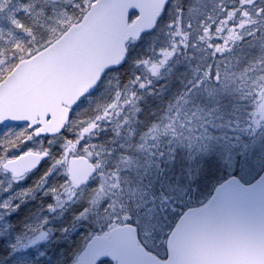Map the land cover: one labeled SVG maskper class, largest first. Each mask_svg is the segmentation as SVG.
I'll use <instances>...</instances> for the list:
<instances>
[{
	"label": "snow or ice",
	"instance_id": "1",
	"mask_svg": "<svg viewBox=\"0 0 264 264\" xmlns=\"http://www.w3.org/2000/svg\"><path fill=\"white\" fill-rule=\"evenodd\" d=\"M0 14H6V20L0 23V39L6 31L9 36L15 32L34 40V26L46 15V8L42 0H0ZM135 14V11L130 13ZM162 23L170 40L167 47L160 49L158 60L142 62L146 71L152 77L160 78L165 67L181 52L189 61L188 70L181 71L177 88L165 101L160 117L152 113L147 122L138 119L140 128L133 127L129 116L123 114L124 105L134 109L133 115L141 112L136 107L139 99L136 92L125 97L123 104L119 103L120 94L117 93L116 101L104 107L97 120L103 122L114 115L116 123L111 130L103 128L101 135L96 137L97 141L108 138L107 143L111 145L97 153V156L102 154L106 157L103 167L94 157L91 176L84 181L73 180L67 172L61 171L60 156L51 158V153H62L64 148L61 144H51L48 135L43 136V141L50 146L43 149L42 158L27 172H18L9 168L8 164V160L20 158L25 151H34L27 147V142L26 150L18 151L15 156L11 151H5L7 159L0 160V167L8 169L13 182L25 179L34 170H43V175L26 190L24 196L41 192L42 197H46L41 207L48 213H56L61 206H75L70 242L58 244L55 256L50 260L36 259L31 264H72L77 252L75 239L80 234L78 230L89 227L88 216L93 207L97 215L104 213L108 218V224L97 231L107 230L113 222H119L133 225L139 237L141 223L152 222L159 224L162 232L163 222L170 213L176 212L177 201L165 195V191L158 194L154 191L152 175L159 168L161 158L172 157L177 148L184 149L190 159L207 154L208 159L202 162L201 167L209 174L217 167L231 166L236 169L242 163L249 169L264 168V135H261L264 133V127H261L264 124V0H176L175 3L173 0H157L155 24ZM9 43L14 61L18 62L14 63L13 70L26 63V57L30 60L51 47V41L39 47H27L21 40ZM193 51L203 56L194 57ZM193 59L198 60L195 66L191 64ZM176 63L180 65L181 61L176 60ZM3 64L4 61L0 60V65ZM6 71L7 68H0V79ZM168 72L171 73L172 69L169 68ZM132 83L138 84L141 91L147 90L149 96H163L167 89L166 85H161L158 90H153V80L140 74ZM210 87L214 93L208 92ZM234 88L238 91L233 92ZM78 106L74 105L73 110ZM108 123L112 124V121L108 120ZM97 126L94 123L84 132H92ZM221 128L231 132L230 136L223 138L227 150L220 147L211 151L210 145L219 143L215 130ZM122 131L127 133L125 140L128 143L120 139ZM85 146L86 141L81 139L79 147ZM261 182H264V173L254 185L247 187L236 176H230L216 189V193L219 196L232 184L238 185L242 192H249ZM192 191L195 193L196 189ZM86 193L90 198L85 199ZM12 208L13 204L9 201L0 203V210ZM15 208H19V204ZM186 211L187 208H183L176 213L175 225L169 227L166 238L162 237L159 245L165 248L164 256L153 253L158 259L168 260L169 253L163 241L170 237ZM48 224L47 216L36 224L23 225L19 215L0 216V229L9 235L17 233L9 245L11 254L45 241L50 230ZM60 231L68 233V225ZM21 236L28 237L27 244L19 243ZM91 240L89 236L84 244ZM84 251V247L79 248V252ZM91 255L94 257L95 252ZM95 264H113V261L108 255H102L95 260Z\"/></svg>",
	"mask_w": 264,
	"mask_h": 264
},
{
	"label": "water",
	"instance_id": "2",
	"mask_svg": "<svg viewBox=\"0 0 264 264\" xmlns=\"http://www.w3.org/2000/svg\"><path fill=\"white\" fill-rule=\"evenodd\" d=\"M133 11L137 16L131 21ZM156 16L157 0H96L50 48L26 58L0 82V124L39 126L38 135L62 133L73 106L93 93L109 70L124 64L127 44L153 30ZM42 155L23 154L8 160L9 168L27 172ZM93 170L84 156L69 159L73 180L84 181ZM236 178L247 187L260 176L251 184ZM226 180L177 222L167 239L166 262L140 245L136 228L126 224L92 236L72 264H95L102 255L115 264H264V182L249 192L232 184L217 196L216 189Z\"/></svg>",
	"mask_w": 264,
	"mask_h": 264
},
{
	"label": "trees",
	"instance_id": "3",
	"mask_svg": "<svg viewBox=\"0 0 264 264\" xmlns=\"http://www.w3.org/2000/svg\"><path fill=\"white\" fill-rule=\"evenodd\" d=\"M42 3H44L46 8V15L41 17L34 26V40H32L31 37H27L15 32L11 36H9L6 31L3 33V39H0V60H3L4 64L0 65V68H7V71L3 73L2 79L13 68L14 63H17L14 61L13 50L11 49L9 43L10 41L21 40L27 47H39L46 41L52 42L58 36H60L71 23L66 22L64 18L65 13H68L71 16L72 22H75L82 17L86 10V8H84L82 5V0H46V3L45 0H42ZM74 5H79V7H75ZM5 20L6 14H0V23H3ZM148 37L150 38L148 49H146L144 53L141 54V56L128 59V61L119 69L116 77L112 78V80L109 82L110 84H106L108 79L106 78L103 84L94 94L84 98L81 101L80 105L74 112L70 127L60 137L64 150L66 149L65 146L67 144L77 140L80 141L81 139L86 141V145H91L93 147L95 144L96 147L93 148L97 152H101L102 148L106 150L111 147V145L107 143L108 138L97 141L96 137L101 135L103 128L105 127H108L111 130L113 125L116 123V118L114 115L109 116L103 122H101L97 120V117L103 113L105 106L116 101L117 93L120 94V104H123L124 98L129 96L132 92H136L137 96L139 97L136 107L141 109V112L133 115L134 109L128 105H124L125 111L123 114L129 116L133 127L140 128L141 125L137 122L138 119H142L144 122H147L151 118L152 113H155L156 117H160V110L164 107L165 101L170 99L173 94V90L177 88L181 71H183V68L184 71L188 70L189 61L184 58V53L181 52L176 57V59L171 61L165 67V69L161 72L160 78L152 77L151 74L146 71V68L142 62L158 60V53L161 48L168 46L170 36L167 28L162 23L155 31L149 33ZM29 41H31V43H29ZM129 52H131V48L129 49ZM192 55L194 57L203 56L202 53H199V55L192 53ZM176 60L181 61L180 65H177ZM197 63V59H193L191 61L193 66H195ZM185 64L186 66H183ZM169 68L172 69L171 73L168 72ZM137 74H140L146 79H152L153 90H158L161 85H166L167 89L163 96H149L147 90H139L138 84L132 83ZM2 79H0V81ZM108 120H111L112 124H109ZM94 123L98 125L96 129L92 132L85 133L84 129L90 127ZM15 129V127L5 128L0 126V149L3 150V154L5 151L14 152L16 151L15 149H19V151L26 150L24 148L25 142L28 143L27 147L30 148L37 142L32 141L35 139V137L32 132L26 129L24 130L23 135L24 139H27V141H24L22 138L17 136H13L11 132L15 131ZM214 134L218 138L219 143L213 142L210 145V150L216 151L220 147H223L225 150H227V144L224 142L223 138L231 135L230 130L227 128H221L215 130ZM126 135L127 133L122 131L120 139L125 140ZM249 135H251V133H249ZM52 139L53 138H51V140ZM125 142L127 141L125 140ZM12 154L15 156L17 152ZM55 157L56 156L54 154H51V158L54 159ZM4 158L7 159L5 155ZM96 159L101 165V162H105L106 157L101 154ZM206 159H208L207 154H201L195 159H190L188 153L184 149L177 148L176 153L172 157H168L166 159L161 158V160L158 162L159 168L156 169L152 175L153 189L157 194L160 191H165V195H169L175 198L177 201L176 212L170 213L167 219L171 217L175 218L177 217L176 213H179L183 208L198 205L207 199L215 185L218 183V176L221 172H223L224 176L234 172L241 177L243 175V163L240 167L233 169V172L226 170L227 167H217L209 174L201 167L202 162ZM64 161L65 160L63 159L61 164H63ZM38 175H43L42 169L38 171ZM40 176L32 183L28 181L25 182L27 183L25 187L22 186V184H13L8 193L1 192L0 203L9 201L13 204V208L9 210H0V216L11 217L19 215L21 225L29 223L36 224L41 220V218L47 216L49 221H57V227H53L54 232L58 235L59 239H63L68 243L71 240V233L73 232L71 217L75 212V206H61L57 213L53 214L45 212V210L42 209V200L46 199V197H42L41 192L37 191L24 196L26 190L33 187L35 182L39 180ZM193 188L196 189L195 193L192 191ZM16 204H19V208H15ZM56 218H58V220H56ZM167 219L164 221V224L166 223V226H170L174 219L169 222H167ZM152 224L153 230L156 231V235H153L154 240L159 241L164 236V233L159 235L160 225L154 223ZM67 225L69 232L61 233L60 229ZM88 225L89 227L87 230H78L80 234L75 239L77 252L83 244L85 237L97 232L95 229V225H97L96 209L94 207L89 213ZM145 230H147V228ZM147 233H149V231H147ZM16 235L17 233H12L9 235L3 229H0V257L7 262L13 260V254H11L9 245L13 242ZM22 237L23 236H21V238ZM55 252L56 250L54 251L53 244L47 251L48 256L45 255L41 260H50L55 256ZM16 254L24 256L28 259L31 251L17 252ZM16 264L24 263L16 261Z\"/></svg>",
	"mask_w": 264,
	"mask_h": 264
},
{
	"label": "rangeland",
	"instance_id": "4",
	"mask_svg": "<svg viewBox=\"0 0 264 264\" xmlns=\"http://www.w3.org/2000/svg\"><path fill=\"white\" fill-rule=\"evenodd\" d=\"M95 0H82V5L84 8H88V6L93 3ZM207 2V0H206ZM64 18L66 20L67 23H72V20H71V16L68 14V13H65L64 14ZM149 41H150V38L148 36H144L143 38H141L140 40L137 41V43L133 44L131 46V52H130V55H129V58H133V57H138V56H141V54L144 53V51L146 49H148V46H149ZM233 63L235 64V60H233ZM116 73H111L107 76V83L106 84H110L109 82L112 80V78H115L116 76ZM233 92H237L238 89H232ZM242 109V108H241ZM26 126H21V127H17L15 129V131H12L11 133L13 134V136H17L19 138H22L24 141H27V139L25 140L24 139V130H25ZM18 130V131H17ZM261 135H264V133H261ZM32 140V139H30ZM39 139H33L32 141L33 142H36L38 141ZM122 140V139H121ZM51 141V144L55 145V144H61V138H55L52 142ZM128 143V142H127ZM50 145L49 143L47 142H44L43 139H40L38 142H36L34 144V146L31 147V149H34V151H38V152H41L43 151L44 148H48ZM65 150L62 152V153H55L53 152L52 154H54L56 157L57 155L60 156L61 158V161L63 159H65V161L67 160V158L69 156H72V155H87L89 157H95V158H98L97 156V153H100V152H97L94 150V148L91 146V145H86L84 148H80L79 147V141H75V142H72V143H69L65 146ZM16 151L14 152H18L19 149H15ZM12 152V153H14ZM72 153V155H69V153ZM55 157V158H56ZM92 158V159H93ZM0 160H5L4 158V154H3V150L0 149ZM104 163L101 162V166H103ZM62 166L63 164L60 165V168H61V171L63 172L62 170ZM226 170L228 171H232L233 168L231 166H227ZM262 170V168L260 167H255V168H251L249 169L246 165H243L242 166V177H243V180L246 181V180H249L251 181L252 178H254L255 176L258 175V173ZM219 173V172H218ZM40 175H38V173H35V174H32L31 176L23 179V180H20L18 182H13L8 175L7 173H5L2 168L0 167V193L1 192H9L10 189H11V186L13 184H22V186H26L27 183L25 182H34ZM222 177H224V174L223 172L220 173V175L218 176V180L219 181ZM25 183V184H24ZM89 196L88 194L86 193L85 194V199H88ZM75 210V208H74ZM46 211V210H45ZM58 211V210H57ZM47 212V211H46ZM57 213V212H56ZM56 213H53V214H56ZM73 214V213H72ZM96 218H97V225H95V229H103L104 228V225L105 224H108V218L105 216L104 213H100L99 215H97L96 213ZM172 219H174V217H171L169 219H167V222L171 221ZM56 220H58V218H56ZM115 223V222H113ZM164 223V222H163ZM166 224V223H165ZM164 224L163 226V230L162 232L160 231V234H163L165 231V227L166 225ZM50 228L49 230V234H48V237L45 241H41V242H38L36 245H31V246H35L38 248V250H33V249H30L31 251V254L30 256H28V259L24 256H21L19 254H13V260L12 261H9L7 262L6 260L2 259L0 257V264H16V261H19L21 263H24V264H31V261L33 260H36V259H43L45 255L48 256V253H47V250L48 248L50 247L51 244H54V251L56 250V247L58 244H63V243H67L66 241H64L63 239H59L58 238V235L52 231L51 229V226H48ZM153 224L152 222H142L141 225H140V235H141V238L142 240H144L145 242L151 244L150 246L158 251L160 254H164L163 252V248L160 247L159 245L161 244V240L160 239L159 241H156L154 243V239H153V235H156V231L153 230ZM147 228V230H145ZM72 231H74V229H72ZM147 231H149V233H147ZM27 239L28 237H25L23 236L19 243L21 244H27ZM86 239V237H85ZM82 246V245H81ZM53 248V247H52ZM43 253L44 255L41 256L40 254ZM75 255V254H74Z\"/></svg>",
	"mask_w": 264,
	"mask_h": 264
},
{
	"label": "flooded vegetation",
	"instance_id": "5",
	"mask_svg": "<svg viewBox=\"0 0 264 264\" xmlns=\"http://www.w3.org/2000/svg\"><path fill=\"white\" fill-rule=\"evenodd\" d=\"M226 2H227V0H226ZM245 51H246V49H245Z\"/></svg>",
	"mask_w": 264,
	"mask_h": 264
}]
</instances>
